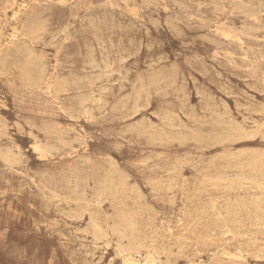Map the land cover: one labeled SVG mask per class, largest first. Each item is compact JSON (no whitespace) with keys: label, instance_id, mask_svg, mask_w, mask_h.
Segmentation results:
<instances>
[{"label":"rangeland","instance_id":"1","mask_svg":"<svg viewBox=\"0 0 264 264\" xmlns=\"http://www.w3.org/2000/svg\"><path fill=\"white\" fill-rule=\"evenodd\" d=\"M263 126L264 0H0V264H264Z\"/></svg>","mask_w":264,"mask_h":264},{"label":"bare ground","instance_id":"2","mask_svg":"<svg viewBox=\"0 0 264 264\" xmlns=\"http://www.w3.org/2000/svg\"><path fill=\"white\" fill-rule=\"evenodd\" d=\"M251 1V0H250ZM253 2V1H252ZM75 6V5H74ZM112 13V12H111ZM90 17V16H89ZM92 17V16H91ZM90 17V18H91ZM115 17V16H114ZM96 18V17H95ZM85 19H86V17H85ZM114 19V18H113ZM93 20V19H92ZM96 20V19H95ZM100 21H101V19H99ZM83 21H85V20H83ZM91 20H89V22H90ZM92 22V21H91ZM95 22V21H94ZM114 23H116V22H114ZM170 23H172V22H170ZM92 24V23H91ZM177 25V24H176ZM174 26H175V24H174ZM98 27V26H97ZM96 27V28H97ZM114 27V26H113ZM115 27H117V26H115ZM94 28H95V26H94ZM60 30V29H59ZM175 30V29H174ZM178 30H180L179 28H178ZM96 33V32H95ZM179 33V32H178ZM96 35V34H95ZM110 39V38H109ZM103 40V39H102ZM104 42V41H103ZM106 43V42H105ZM131 43V42H130ZM106 46V45H105ZM95 48V47H94ZM107 49V48H106ZM93 50V49H92ZM96 51V50H95ZM95 53V52H94ZM94 57V56H93ZM124 57V56H123ZM130 57V56H129ZM122 59V58H121ZM91 62H92V60H90ZM93 61H95V58H94V60ZM103 61H104V59H103ZM96 62V61H95ZM113 62H114V59H113ZM100 66V65H99ZM111 66V65H110ZM113 66V65H112ZM106 67H108V66H106ZM85 70V69H84ZM262 72H263V70H262ZM253 74V73H252ZM126 75V74H125ZM88 78V77H87ZM253 78V77H252ZM168 79H169V76L167 75V74H164V73H159V74H151V75H149L148 76V78H147V83H146V85H142L140 88H142V90H144V91H146V92H148V93H150V92H154L155 90H153L154 89V87H156V86H158L159 88H158V90H162V91H165L166 92V90H167V88H168V86H169V81H168ZM95 97V96H94ZM262 105V104H261ZM250 106V105H249ZM208 107V106H207ZM206 107V108H207ZM230 108V107H229ZM202 109V108H201ZM175 114V113H174ZM222 114V113H221ZM225 114V113H224ZM224 114H222V115H224ZM222 117V116H221ZM207 120V119H206ZM205 121V120H204ZM237 120H235V122H236ZM236 124H238V123H236ZM262 127V126H261ZM264 127V126H263ZM245 129V128H244ZM142 130V129H141ZM251 130V129H250ZM252 135V134H251ZM173 138H176V139H178V141H180V143H185V141L187 140V139H193L194 141H196V142H198L199 141V139H200V137L198 136V135H194V134H188L187 132H185V133H180L179 135H177V136H173ZM160 142V139L157 137H155V138H151V140L149 141V143L150 144H152V145H156V144H158ZM111 177L110 176H104L103 178H99V179H97L98 180V184H99V189H100V191H101V193L102 194H106V193H108L109 191H111V190H113V188H112V184H111ZM170 189V188H169ZM111 195H113V196H115L116 195V193L115 192H112V194ZM222 213V212H221ZM129 218L130 217H126V219L127 220H129ZM233 224V223H232ZM91 226H92V228H93V230L96 232V233H100V231H101V227H100V225H99V223L96 221V219H92V221H91ZM102 233V232H101ZM230 233H231V230H230ZM110 246V245H109ZM234 254V252L231 254V255H233ZM238 257H240V256H238ZM242 257V256H241ZM131 261V260H130ZM153 261V260H152ZM126 263V262H125ZM144 264H146V263H144Z\"/></svg>","mask_w":264,"mask_h":264}]
</instances>
